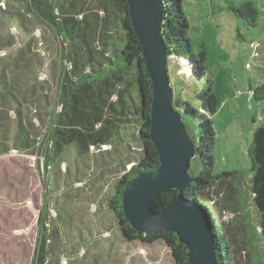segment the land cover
Wrapping results in <instances>:
<instances>
[{
  "label": "rangeland",
  "instance_id": "374dc122",
  "mask_svg": "<svg viewBox=\"0 0 264 264\" xmlns=\"http://www.w3.org/2000/svg\"><path fill=\"white\" fill-rule=\"evenodd\" d=\"M233 1L254 3L259 10L255 26L235 15L227 0H184L183 8L192 53L198 57L206 46L205 76L213 81L220 101L212 116L215 172L236 169L248 179L254 130L264 122V101H257L251 91L264 82V0ZM38 18L30 0H0V71L9 70L13 56L22 50L31 56L29 66L19 70L16 90L33 134L43 140L48 127L41 116L49 119L56 109L65 44ZM174 61L175 66L168 61L169 75L180 102L186 98L198 107L197 83L191 87L185 82L191 80L188 62ZM177 68L185 75H178ZM206 77L199 83L203 87ZM198 119L184 117L193 139ZM128 134L113 147L93 148L85 156L76 144L69 145L49 170L41 153L19 151L8 144L14 138L0 135V264H32L44 229L48 264H174L166 244L126 242L110 208L118 179L142 156V144ZM201 169L196 156L189 172L196 175Z\"/></svg>",
  "mask_w": 264,
  "mask_h": 264
},
{
  "label": "trees",
  "instance_id": "16d2710c",
  "mask_svg": "<svg viewBox=\"0 0 264 264\" xmlns=\"http://www.w3.org/2000/svg\"><path fill=\"white\" fill-rule=\"evenodd\" d=\"M30 1L40 16L38 19L61 36L65 44L60 51L56 109L49 119L41 116L43 126L48 127L41 140L33 134L27 120L29 113L16 90L19 70L29 66L31 56L25 50L18 52L13 56L10 69L0 71L1 137L8 141L14 138L13 142L6 143L19 151L41 153L44 167L49 170L69 145L76 144L79 153L85 156L93 152V148L113 147L116 140H124L127 133L131 134L133 140L142 144V156L121 175L110 198V208L118 220L122 237L130 243L140 240L166 244L171 249L174 264H188L189 248L175 232L138 231L123 209V191L128 181L141 173L152 172L160 165V155L150 131L153 82L132 23L128 1ZM164 1L163 36L167 54L176 56L168 61L172 65L177 58L188 62L191 80L185 79V82L193 87L206 77V46L203 44L204 49L198 57L193 55L187 35L189 20L183 8L184 0ZM227 1L235 15L249 25H256L259 10L253 2L237 5L233 0ZM8 42L13 43V40ZM177 74L185 75L179 68ZM205 80L208 82L206 87L201 84L194 87L198 107L186 98L181 103V94L175 92L173 86V105L182 113L183 120L185 116L199 118L194 140L202 169L193 175L194 181L187 184L183 194L205 212L220 264H264V122L254 130L249 148V178L236 169L215 172L216 131L212 127V116L220 101L211 78ZM251 91L257 101H264V82ZM177 193L176 189L162 193L154 203L156 210L167 206ZM227 216L229 218H225ZM47 237L44 229L32 264H48Z\"/></svg>",
  "mask_w": 264,
  "mask_h": 264
},
{
  "label": "water",
  "instance_id": "95a60500",
  "mask_svg": "<svg viewBox=\"0 0 264 264\" xmlns=\"http://www.w3.org/2000/svg\"><path fill=\"white\" fill-rule=\"evenodd\" d=\"M127 1L135 32L143 47L147 69L152 77L150 131L160 155V165L152 172L141 173L128 181L123 191L124 212L138 231L175 232L189 248L188 264H220L205 212L183 194L187 184L194 181L189 167L191 160L196 157L197 144L189 134L182 113L173 105V84L168 75L167 61L176 56L169 57L167 54L163 36L165 1ZM170 189H176L178 193L167 206L156 210L154 203L162 193Z\"/></svg>",
  "mask_w": 264,
  "mask_h": 264
}]
</instances>
